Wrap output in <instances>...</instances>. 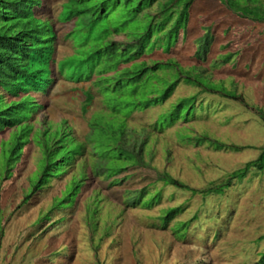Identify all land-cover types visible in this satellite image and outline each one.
<instances>
[{
	"label": "rangeland",
	"instance_id": "1",
	"mask_svg": "<svg viewBox=\"0 0 264 264\" xmlns=\"http://www.w3.org/2000/svg\"><path fill=\"white\" fill-rule=\"evenodd\" d=\"M39 1L32 10L53 27L56 62L87 56L86 50H97L104 39L125 41V32L108 38L97 32L87 41L85 28L68 38L67 0ZM163 1L147 11L157 14ZM135 5L134 0L122 5L105 1L113 28L136 34L148 30L149 16L138 19ZM252 5L264 15V0ZM158 31L153 29V35ZM205 32L213 41L205 60L198 61L197 40ZM161 41L154 39L147 47L153 51L134 63L174 61L199 86L180 81L164 103L134 111L139 108L134 102L145 94L151 98L149 93L175 79L177 71L149 70L136 95L131 85L123 92H100L95 81L104 73L113 75L105 88L111 87L119 77L118 59L102 62L93 55L79 71L65 68L76 79L55 74L46 94L30 93L43 107L23 122L29 127L27 141L9 169L16 127L0 131V264H258L264 254V169L249 168L240 180L230 176L256 161L264 146V22L240 18L220 0H193L185 36L180 32L177 42L175 37ZM164 43L172 48L166 51ZM222 56L229 61L222 64ZM85 93L91 95L88 105ZM183 99L187 102L179 112L185 119L160 128V118ZM107 104L119 112L113 114ZM94 121L97 127L91 128ZM57 130L68 134L67 148L74 153L59 178L31 193L42 165V148L33 136L43 139ZM203 137L241 150L196 144ZM119 145L133 155L119 157ZM108 151L107 164L124 168L111 178L96 167L104 163L99 155ZM164 174L187 189L165 184ZM219 187L220 193L209 192ZM141 191V201L132 205ZM172 209L179 212L165 224Z\"/></svg>",
	"mask_w": 264,
	"mask_h": 264
},
{
	"label": "trees",
	"instance_id": "2",
	"mask_svg": "<svg viewBox=\"0 0 264 264\" xmlns=\"http://www.w3.org/2000/svg\"><path fill=\"white\" fill-rule=\"evenodd\" d=\"M105 1L107 0H67L66 2L68 4L66 5L64 2L61 6L62 12L63 5H65L64 8L67 7L65 9L66 12H64V22H72L71 30L67 37H71L73 32H76V35H78L82 29L85 28L87 31V41L88 38H94L97 32L102 33V37L107 35L106 38L112 33L119 34L125 32V41L118 44L111 40L104 39V37L103 43L99 44L97 50L93 48L86 50L88 51L87 56H74L68 59L66 57L56 62L53 58L55 52V33L53 27L48 20H44L37 16L32 10L34 6L39 7L40 1L0 0V131L6 128L11 129L16 127V132L13 133L14 135L10 143L12 144V148L7 155L6 169H9V167L17 161L21 146L27 141L26 136L29 133V127L23 122L28 120L37 109L43 107L34 102V97L31 96L30 93L46 94L49 89L48 87H51V84L54 82L52 76L55 74L62 75V77H65L67 80L76 79L71 77V75L68 76L65 74V68L71 71V67H74L75 71H79L84 64L87 65L90 62L93 55L100 57L99 61L102 62L108 59H118L116 71L119 77H117L118 79H114L113 82L110 81L112 82L111 87L105 88L106 84L109 83L107 82L109 80L108 78L113 77V75L105 76L106 73H104L95 81L97 83L95 86L100 92H106L108 89L115 92H123L131 85L134 87L132 95H136L138 89L141 88L140 81L143 75L147 74L149 70H163L164 68L168 70L169 68H174L177 71V77L170 82H165L166 84L161 82V84L158 85L156 83L158 88L149 93L153 95L151 98L147 96L148 94H145V97L143 96V101L134 102L133 104L139 106L138 109L135 107L134 111H143L157 104L164 103L172 95L180 81L195 83L199 86L190 76L185 75L174 61L153 62L151 65L145 60L140 63H134L143 55L153 51V48L150 50L147 47L154 39H158L160 41L158 44L162 45L164 42L161 41L162 39L175 37V42H177L180 32H182V37L185 36L186 26L189 20V8L193 0H165L163 3L161 2L159 12L153 15L147 10L160 0H134L136 2V7L133 9L137 18L139 16L140 18L138 19H141V15L143 14L144 18L145 15L150 18L148 30L145 31V33L139 34L125 30L126 28L124 29L122 26L120 28H113L110 22L111 12L105 7ZM220 1L240 18L252 22H264V15L261 12V8L257 5H252L255 0H248V3L244 5H240L234 0ZM128 2H130V0H117V4L120 5L127 4ZM115 10L116 9L113 11ZM60 14L58 20L61 18ZM106 20L109 23L108 26L105 23ZM102 26H104V28H102ZM153 29L159 30L156 35H153ZM212 41L213 36L210 32H205V34L199 37L197 40V49L194 54L196 60H205V56L208 53ZM170 48H172L171 43L167 46L166 51ZM228 61L229 56L221 57L220 62L222 64ZM129 63L132 64L120 70L118 69L119 66ZM53 68L57 69V71L54 72ZM65 71L67 72V70ZM70 73L74 74L73 71ZM78 81L81 80L79 79ZM164 85H166L165 88L161 90L160 86ZM225 97L234 100L238 99L236 95L231 94H227ZM90 100L91 95L85 93L84 103L88 105ZM193 100H195V98H193ZM184 102H187V100L183 99L175 106H172V108L160 118L158 126L160 128L168 127L177 120L183 119L184 116L179 111ZM107 107L110 109L109 104H107ZM110 110L111 112L113 111V114L119 112L116 107ZM261 118L264 122L263 115H261ZM90 127L96 128V121L92 122ZM61 133L62 132L59 130L52 134L47 132L44 133L43 139H41V137L39 139L36 135L33 136L38 142V145L42 148V165H40L39 168L40 177L35 181V185L29 189L32 190L31 193L44 189L51 180L59 178V176H61V169L66 171L70 157L74 152L70 150V148H67L68 134L62 135ZM195 141L198 145H202V143L210 144L215 150L224 149L234 152L241 150L240 147L225 145L205 137L197 138ZM117 148L119 149V157L125 156L129 152V154L133 155V152L122 148L120 145ZM4 150L6 149L4 148ZM108 154H110L109 151L108 153L102 152L103 156L99 155L100 161H104V163L101 162L102 164L96 167L102 169V173L111 178L119 175L124 168L109 166L107 164L108 157H106ZM252 167L258 170L264 169V146L261 148V153L256 161L247 163L243 170L234 172L230 176V179H242L246 171ZM161 180L167 185L179 189H187L185 185L166 174L161 177ZM221 190L222 189L219 187L209 192L220 193ZM142 194L143 191L140 192L138 198H140ZM136 198L133 199L134 202L132 205L141 201V198L139 200ZM28 199L29 196L26 198V201ZM128 199L132 200L130 198ZM64 201V199L61 200L57 205L61 206ZM177 212H179L178 209L169 211L166 214V218H164L165 224ZM258 264H264V254L261 256Z\"/></svg>",
	"mask_w": 264,
	"mask_h": 264
}]
</instances>
